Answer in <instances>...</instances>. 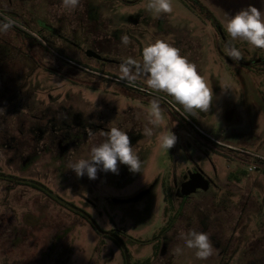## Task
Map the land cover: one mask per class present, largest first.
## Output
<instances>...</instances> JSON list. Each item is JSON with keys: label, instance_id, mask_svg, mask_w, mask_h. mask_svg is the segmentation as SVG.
Wrapping results in <instances>:
<instances>
[{"label": "rangeland", "instance_id": "obj_1", "mask_svg": "<svg viewBox=\"0 0 264 264\" xmlns=\"http://www.w3.org/2000/svg\"><path fill=\"white\" fill-rule=\"evenodd\" d=\"M197 1L221 34L186 0L159 15L148 0H78L71 10L0 0V20L15 21L0 32V264H264V50L235 41L242 59L227 57L223 27L224 12H264V0ZM156 39L196 65L213 97L204 112L189 116L142 79H118L122 60H139ZM154 96L157 131L176 137L166 153L142 134ZM112 121L128 132L140 172L118 164V174L77 177L68 162ZM193 172L208 189L180 197ZM188 229L209 234L211 255L174 253Z\"/></svg>", "mask_w": 264, "mask_h": 264}, {"label": "clouds", "instance_id": "obj_2", "mask_svg": "<svg viewBox=\"0 0 264 264\" xmlns=\"http://www.w3.org/2000/svg\"><path fill=\"white\" fill-rule=\"evenodd\" d=\"M77 3L78 0H62L61 9H74ZM146 7L157 15L172 10L170 0H148ZM223 17L224 31L228 36L224 46L227 57L235 61L242 59V50L233 43L235 41L264 50V12L249 5L233 14L224 12ZM14 23L11 18L0 20V32L8 31ZM120 42L127 45L129 37L122 35ZM117 68L119 80L131 83L142 79L148 89L165 94L170 98V103L181 106L189 116L204 112L213 99L211 88L199 74L196 65L182 55L178 47L164 39L146 44L139 60L126 57ZM148 117L142 134L145 137L155 134L159 147L166 153L174 145L176 137L168 127L157 131V126L163 121L160 97L154 96L149 101ZM127 133L112 121L107 131L101 133L105 137L103 141L94 144L86 154L69 161L68 169L77 177L86 176L90 180L96 178L98 170L118 174V164L127 166L129 172H140L141 161L133 145H130ZM179 239L182 243L173 249L176 255L188 249L192 250L196 259H205L213 252L209 234L205 231H181Z\"/></svg>", "mask_w": 264, "mask_h": 264}, {"label": "water", "instance_id": "obj_3", "mask_svg": "<svg viewBox=\"0 0 264 264\" xmlns=\"http://www.w3.org/2000/svg\"><path fill=\"white\" fill-rule=\"evenodd\" d=\"M85 55L87 58L100 59V57L92 51H87ZM208 186L209 182L200 173L193 172L188 175L186 181L179 185V195L180 197H187L198 190L206 191Z\"/></svg>", "mask_w": 264, "mask_h": 264}, {"label": "trees", "instance_id": "obj_4", "mask_svg": "<svg viewBox=\"0 0 264 264\" xmlns=\"http://www.w3.org/2000/svg\"><path fill=\"white\" fill-rule=\"evenodd\" d=\"M188 3H190V5H192L196 10H198L200 12L201 15H203L206 19H208L213 27L216 29V31L221 34L222 28L220 26V24L210 15L208 14V12H206V9L197 1V0H186ZM45 46L49 47L50 43H48V40L43 38V41ZM1 49V48H0ZM1 57V56H0ZM68 204V203H67ZM68 206L71 207L70 204H68ZM81 217H83L90 225L91 227L96 231V232H101L98 227L96 226V224L94 223L93 220L90 219V217H88L87 215L80 213L79 214Z\"/></svg>", "mask_w": 264, "mask_h": 264}, {"label": "flooded vegetation", "instance_id": "obj_5", "mask_svg": "<svg viewBox=\"0 0 264 264\" xmlns=\"http://www.w3.org/2000/svg\"><path fill=\"white\" fill-rule=\"evenodd\" d=\"M187 180V179H186ZM186 180H184V181H186ZM198 191H200V190H198Z\"/></svg>", "mask_w": 264, "mask_h": 264}]
</instances>
